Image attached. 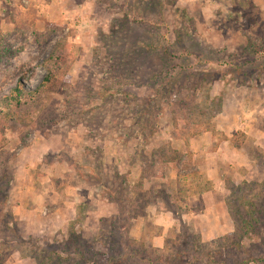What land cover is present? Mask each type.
<instances>
[{"label": "rangeland", "instance_id": "1", "mask_svg": "<svg viewBox=\"0 0 264 264\" xmlns=\"http://www.w3.org/2000/svg\"><path fill=\"white\" fill-rule=\"evenodd\" d=\"M8 50L0 264L104 263L128 238L160 254L196 238L204 260L232 240L240 200L263 203L264 0H0ZM52 56L59 90L13 106V90H35ZM212 157L222 172L208 177ZM219 199L223 236L199 224ZM161 210L177 219L164 234ZM258 230L238 260L264 264V218Z\"/></svg>", "mask_w": 264, "mask_h": 264}, {"label": "trees", "instance_id": "2", "mask_svg": "<svg viewBox=\"0 0 264 264\" xmlns=\"http://www.w3.org/2000/svg\"><path fill=\"white\" fill-rule=\"evenodd\" d=\"M13 50H8L0 53V61L7 54H13ZM62 58L52 56L49 60V65L47 68L48 74L43 79L42 83L35 90H24L22 84L20 83L16 89L13 90L12 95L8 99L9 102L12 103L13 106L21 105L24 102H32L36 101V99L42 100V97L46 94L56 93L61 86V77H59L60 65L62 64ZM53 64V65H52ZM57 68V69H54ZM247 185V183H245ZM233 188L237 189V191H241L244 186H234ZM234 200V198H233ZM232 200L228 199L227 203H230ZM238 204V199H236ZM252 210H246L243 207V204L249 206V202L246 199L240 200L235 212L233 213V219L236 223V231L233 235V238L230 242L220 243L221 250L217 252L208 251L205 255V259L208 261H220L222 264H248V263H256V259L253 256L249 255L248 259L238 260L241 257V254L247 251L245 247L244 241L246 239H252V236H259L258 225H260L262 218H264V199L263 203H259L257 201L251 200ZM132 204V203H131ZM250 211V212H248ZM127 221V220H126ZM121 228V226L119 227ZM123 230L126 228L122 227ZM122 230V231H123ZM123 234V233H122ZM178 239L181 236L178 235ZM227 238V237H226ZM225 239H220V242H223ZM184 241V239H183ZM137 242L128 238L126 240L125 245H121L122 250L117 252L114 250L111 257H109L106 262L101 263V261L87 258L86 254L84 255L82 252H77L80 257H82L85 261H91L93 264H204L203 256L199 257V254L206 246L196 240V238L191 239V241H186L183 245L181 243L179 249H183L182 252L178 250L179 253L169 252L168 254L162 253L161 250H154L146 248L144 245H138ZM186 244V245H185ZM187 246L192 247L193 252H196L198 256H192V258H185V256H189L186 254L187 252H192L190 248H186ZM185 247L186 249H184ZM132 251L131 253H127L126 251ZM216 254L214 257L213 255ZM116 255H119L116 256ZM216 256H219V260L216 259ZM186 259V260H185ZM215 264V263H214Z\"/></svg>", "mask_w": 264, "mask_h": 264}, {"label": "crops", "instance_id": "3", "mask_svg": "<svg viewBox=\"0 0 264 264\" xmlns=\"http://www.w3.org/2000/svg\"><path fill=\"white\" fill-rule=\"evenodd\" d=\"M222 148L223 147H220L216 151V153H217V156H216L217 160H216V162L217 163L220 162L222 164H225V165H227L226 167L228 168V167H230L231 161L228 158H226L227 157L226 156L227 153L224 154L223 152H221L222 151ZM210 161H212L211 166H209V169L208 170L205 169L203 171V173H205L208 177H209V175H210V177H212V176L215 175V173L222 172L221 171V167L222 166L220 164L215 163L213 157L210 159ZM218 189H220L221 191L223 190L222 188H220V186L218 187ZM194 196L195 197H199L198 195H196V193H195ZM188 200H190V199H188ZM199 200H201V199H199ZM192 201L195 202V199H192L191 202ZM18 202L21 203V201L17 200V206L19 208H21V206H20V204H18ZM191 202H188V203H191ZM217 202H218L217 205L214 204L215 205V208H216V211L213 210L214 205H212V207H210L209 212H203V213H201L199 215L201 217L199 224L200 225L209 226V223H210L209 228L211 229V232L215 236H223V235H226V234L232 232V229H230V227L228 225H224L223 224V221L224 220H227L228 219L227 217H229V216H228L227 213H225V211H222V210L218 213V210L220 208V204H222V200L219 199V201H217ZM152 214L155 216L154 218L156 220L157 225H159V226L162 227L163 234H164L165 231L168 232L170 229H174V227L177 225L176 224L177 219H175V216H174V214L172 212H169L167 210H161V211H158L157 213H152ZM194 217H197V216L194 215ZM183 220L185 222L187 221L189 223L191 221V220H189L188 214L187 215H184ZM208 233H210V232L208 231ZM159 244H160V240H159Z\"/></svg>", "mask_w": 264, "mask_h": 264}]
</instances>
